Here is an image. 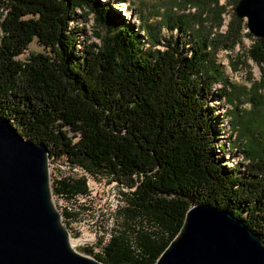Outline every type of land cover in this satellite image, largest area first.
Masks as SVG:
<instances>
[{
    "label": "trees",
    "instance_id": "16d2710c",
    "mask_svg": "<svg viewBox=\"0 0 264 264\" xmlns=\"http://www.w3.org/2000/svg\"><path fill=\"white\" fill-rule=\"evenodd\" d=\"M168 14L163 25L181 37H159L144 18L146 42L103 0H0V116L26 140L44 144L51 160L82 171L55 179L54 195L89 197V179L117 187L119 204L100 252L85 250L105 264H156L186 212L203 203L228 211L264 242V99L250 90L241 99L216 64L219 50L232 52L247 37L243 64L262 66L264 38L243 34L246 23L235 17L213 35ZM79 20L93 21L98 42L81 46L84 32L72 29ZM35 40L49 52L21 61ZM215 85L220 98L236 104L234 126L247 138L243 173L216 158L206 109ZM262 86L264 78L255 88Z\"/></svg>",
    "mask_w": 264,
    "mask_h": 264
},
{
    "label": "water",
    "instance_id": "95a60500",
    "mask_svg": "<svg viewBox=\"0 0 264 264\" xmlns=\"http://www.w3.org/2000/svg\"><path fill=\"white\" fill-rule=\"evenodd\" d=\"M237 19L264 38V0H238ZM0 264H105L79 253L54 200L50 154L0 116ZM156 264H264V242L209 204L192 206Z\"/></svg>",
    "mask_w": 264,
    "mask_h": 264
},
{
    "label": "rangeland",
    "instance_id": "374dc122",
    "mask_svg": "<svg viewBox=\"0 0 264 264\" xmlns=\"http://www.w3.org/2000/svg\"><path fill=\"white\" fill-rule=\"evenodd\" d=\"M103 1L110 3L116 12H121L125 19L134 25L135 30H138L141 36H144L146 42L148 39L146 30L143 27L142 19L144 18L152 26V29L155 28L157 30L159 37L166 38L167 40L178 38L182 35L176 29L169 31L163 25V21L166 15H169V12L176 17L180 15L186 16L191 23L196 25L194 30L198 28L202 33H211L213 35L224 33L228 29L229 24L233 22V17L236 18L234 0H210V3L206 6L202 4H186L184 6V3L182 4V2L177 0ZM219 7L223 9L219 10ZM203 20L205 21L201 24ZM242 23H245V21L243 20ZM72 26V29L75 30L76 28L77 30L79 28L84 32L78 38L82 47L85 43L98 42L95 38L92 20L90 22L79 20ZM189 31L193 34V29ZM245 32H248V30L243 31V34ZM191 39L187 37L186 43L191 42ZM250 44L251 40L243 37L241 45L236 47L232 52L219 50L216 54V64L221 65L228 82L239 88L238 94H240L241 99L245 100L248 90L256 96L260 95L264 99V87L255 88L256 85L262 82V78H264V64L258 66L249 60L246 61L247 66L243 64L245 62L243 57L244 51ZM187 47L185 46L182 49L186 54H188ZM156 49L163 50L164 47L152 48V50ZM48 52L49 50L40 46L37 40H35L29 46L28 51L19 59L26 61L31 54H45ZM220 89V86L215 85L212 91L206 95V109H209L207 120L211 128V138L214 140L213 148L217 154L216 158L225 160L226 163L222 164L223 167L228 170L237 168L239 173H243L249 162V159L243 155L247 138L245 139V137L240 136L238 127L234 126L232 114L235 111L236 104L231 105L227 98H220L219 95L222 96V90L220 91ZM250 94V97H253V94ZM242 107L246 111H249L251 105L250 103H244ZM260 111H262L261 116H263L262 109H258L257 114L259 115ZM17 131L20 133L19 130ZM220 145L225 146L222 153L219 149ZM50 172L51 182L67 176L83 175L82 171L71 168L65 159H50ZM88 183L91 190L89 197H78L75 200H69L65 197L54 195V200L61 213L68 211L77 214L73 219L63 218L66 227L70 231L75 249L85 256L96 259L94 255L100 252L99 243L103 240L105 241L108 236L107 228L111 227V214H113L119 204V191L114 184H97L92 179H89ZM88 248H91L95 254L90 255L87 253L85 250Z\"/></svg>",
    "mask_w": 264,
    "mask_h": 264
},
{
    "label": "bare ground",
    "instance_id": "6f19581e",
    "mask_svg": "<svg viewBox=\"0 0 264 264\" xmlns=\"http://www.w3.org/2000/svg\"><path fill=\"white\" fill-rule=\"evenodd\" d=\"M72 244H73V242H72ZM73 246H74V244H73ZM75 247V246H74Z\"/></svg>",
    "mask_w": 264,
    "mask_h": 264
}]
</instances>
